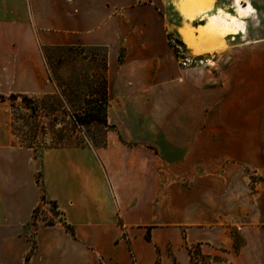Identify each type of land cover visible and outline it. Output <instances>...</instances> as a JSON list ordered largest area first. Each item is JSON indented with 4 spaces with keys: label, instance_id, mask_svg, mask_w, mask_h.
Returning a JSON list of instances; mask_svg holds the SVG:
<instances>
[{
    "label": "crops",
    "instance_id": "crops-1",
    "mask_svg": "<svg viewBox=\"0 0 264 264\" xmlns=\"http://www.w3.org/2000/svg\"><path fill=\"white\" fill-rule=\"evenodd\" d=\"M169 35L229 65L178 77ZM45 46L107 48L105 146L17 143L7 97L57 92ZM263 125L264 0H0V264H264V180L242 168L264 157L194 154Z\"/></svg>",
    "mask_w": 264,
    "mask_h": 264
},
{
    "label": "rangeland",
    "instance_id": "rangeland-1",
    "mask_svg": "<svg viewBox=\"0 0 264 264\" xmlns=\"http://www.w3.org/2000/svg\"><path fill=\"white\" fill-rule=\"evenodd\" d=\"M174 44H177L173 39ZM123 55L124 49H121ZM43 53L47 62V68L51 80L57 87V92L41 96L15 95L8 96L7 102L11 106L12 131L17 136V143L23 146H35L42 149L47 147L80 146L99 147L105 146L107 135H119L114 124L106 127L101 123L80 125L75 122L73 114H82L84 108L98 106L96 99H100L102 87V59L107 54V48L94 46H45ZM232 52H227L226 54ZM189 54L187 49L177 44V50L173 48L171 55L172 71H177L178 77H186L188 71H204L213 73L228 66L221 64L217 53H207L194 56L201 60V64H193L188 68L180 66V57ZM244 65V64H243ZM247 65V64H246ZM150 86L153 80H149ZM212 81V80H211ZM165 122V121H164ZM175 127L170 125V130ZM199 128V137L202 138V130ZM215 129V130H213ZM231 137L217 132L216 128H210L208 143L200 147L195 146L194 154H258L259 159L264 157V125L259 127L258 142L251 143L249 128L245 126L229 128ZM205 138V136H204ZM226 138V141H225ZM228 138L246 139V142L233 143ZM203 149V150H202ZM157 153H159L156 150ZM163 154V153H162ZM165 154H171L168 148ZM245 170L246 182L253 192L261 190V182L264 180V161L258 160L257 165L251 162L242 164ZM40 172V171H39ZM54 216H59L55 206L50 207ZM38 219L45 222L53 221L54 217L47 215L41 209L37 214ZM195 257H200L195 253ZM199 262V261H198Z\"/></svg>",
    "mask_w": 264,
    "mask_h": 264
},
{
    "label": "trees",
    "instance_id": "trees-1",
    "mask_svg": "<svg viewBox=\"0 0 264 264\" xmlns=\"http://www.w3.org/2000/svg\"><path fill=\"white\" fill-rule=\"evenodd\" d=\"M169 39H170L172 46L175 48V50H177V44L182 45V42L180 40H176L173 37H171L170 35H169ZM173 39L176 41L177 44L172 43ZM102 70H103V78H102L103 84H102V87L100 89V95H99L100 99L94 100V102L99 101L98 106H93L90 109L84 108V111L82 112V114H73L75 122L80 124V125H84V124L89 125L91 123L97 122V123L103 124L106 127L109 126V122H108V118H107L108 105H109V84H108V78H107V73H106V71H107V54L102 59ZM12 96H15V95H12ZM45 200H46V198L43 197V201H45ZM39 209H40V207H38L35 210L34 223H36V220L38 219L37 214H38ZM46 223L53 224L54 222L48 221ZM148 238H149V236H148ZM189 250L191 252V256L194 257V252L192 251V248L191 249L189 248Z\"/></svg>",
    "mask_w": 264,
    "mask_h": 264
},
{
    "label": "built area",
    "instance_id": "built-area-1",
    "mask_svg": "<svg viewBox=\"0 0 264 264\" xmlns=\"http://www.w3.org/2000/svg\"><path fill=\"white\" fill-rule=\"evenodd\" d=\"M202 61L201 60H197L194 58V56L192 55H187V54H184V56H181L180 57V61H179V64L181 67L183 68H188L190 67L191 65L193 64H201Z\"/></svg>",
    "mask_w": 264,
    "mask_h": 264
},
{
    "label": "bare ground",
    "instance_id": "bare-ground-1",
    "mask_svg": "<svg viewBox=\"0 0 264 264\" xmlns=\"http://www.w3.org/2000/svg\"><path fill=\"white\" fill-rule=\"evenodd\" d=\"M240 12H242V8H241V11ZM243 12H244V10H243ZM229 14V13H228ZM234 15V14H233ZM231 16V15H230ZM237 18V17H236ZM223 23V22H222ZM222 23L220 22V19L216 16V17H214L213 18V21H212V27H219V26H222ZM238 25V24H237ZM235 26V23L234 22H231V23H228L227 24V27H231V28H233ZM240 27V26H239ZM242 27V26H241ZM220 28V27H219ZM218 28V29H219ZM235 29H237V27L235 28ZM220 32H222V31H220ZM186 39H188L189 41H190V39L189 38H187V37H185Z\"/></svg>",
    "mask_w": 264,
    "mask_h": 264
}]
</instances>
